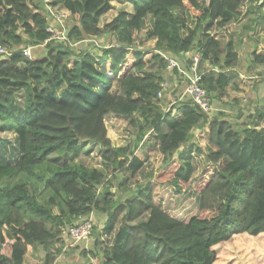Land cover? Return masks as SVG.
Masks as SVG:
<instances>
[{
	"label": "trees",
	"instance_id": "16d2710c",
	"mask_svg": "<svg viewBox=\"0 0 264 264\" xmlns=\"http://www.w3.org/2000/svg\"><path fill=\"white\" fill-rule=\"evenodd\" d=\"M112 1L56 0L53 4L78 23L66 39L53 40L47 28L57 21L44 0H0V45L12 52L0 55V132L17 135L19 153L13 163L0 157V264H24L30 248L40 246L47 252L44 264H54L62 231L94 212L107 216L104 233H115L113 244L103 249V264H215L216 246L236 235L264 233V109L235 128L227 119L210 118L191 99L163 111L158 97L167 69L163 53L185 57L195 47L200 63L212 65L201 74L202 86L210 98L224 97L239 76L240 58L233 41L224 44L211 31L239 21L246 1L254 2L246 13L253 29L264 31V4L129 0L134 12L121 11L100 28ZM146 20L151 24L147 37L155 40L152 56L159 63L155 72L145 70L146 51L133 44V32ZM106 33L115 36V44L99 54H76L68 44ZM24 44H44L48 53L29 58L15 50ZM252 65L263 66L264 54L253 52ZM111 113L152 129L166 159L156 180L140 184L123 202L108 185V171H122L125 186L144 162L129 147L112 145L106 126ZM206 125V158L215 168L196 203L214 214L186 221L163 207L156 187L178 188L191 180L190 142ZM89 143L103 149L105 169L78 162Z\"/></svg>",
	"mask_w": 264,
	"mask_h": 264
},
{
	"label": "rangeland",
	"instance_id": "374dc122",
	"mask_svg": "<svg viewBox=\"0 0 264 264\" xmlns=\"http://www.w3.org/2000/svg\"><path fill=\"white\" fill-rule=\"evenodd\" d=\"M200 1L207 2L208 0ZM257 1L264 4V0ZM111 4V10L101 16L99 20L100 28H105L121 11L134 12L132 2L129 0H113ZM251 5H254V2L246 1L241 6L244 16L239 21L232 22L225 28H215L211 31V35L220 39L224 44L230 40L233 41L239 54L240 64L238 66L239 76L227 88L225 96L220 99L210 98L211 110L208 115L212 119H227L235 128H241L251 122V116L257 109H264V65L261 67L252 65L253 52L264 54V31L262 27H258L255 31L254 25L251 24V17L246 16ZM176 14L180 18L184 17L180 10H177ZM77 23L73 16L66 14V18H64L66 34ZM150 26V20H146L141 30L133 32V44L146 51L145 70L155 72L159 68V63L152 56L156 53L154 50L155 40L147 37ZM68 44L76 54L84 50L99 54L102 48L115 44V36L106 33L102 36H87L83 40L73 38L69 40ZM20 49H24L23 45L15 48V50ZM198 51L195 47L185 57H177L170 53H163V55L178 60L188 70L191 58ZM47 53L48 50L44 44L36 45L33 49V59L45 57ZM211 69L212 65L209 62H202L198 65L200 73L211 71ZM165 70L163 81L165 87L162 89L159 105L163 111H169L176 103L189 100V96L185 93L187 78L178 71ZM113 85L114 91L118 90L117 82ZM20 101H23V97H20ZM173 113L179 117L176 111ZM106 126L114 147H129L144 162L138 174L128 180L125 186L122 184L124 177L122 171L114 173L112 168L108 171L110 174L108 185L115 193V199L123 202L140 184L146 183L150 178L156 180L166 159L160 150L155 132L149 128L142 129L141 122L132 124L129 118L111 113L106 116ZM0 138L4 140L0 142V157L12 163L16 162L19 157L17 135L13 132H0ZM208 143L209 126L206 125L195 130L190 142L194 148L191 156L194 173L191 180L187 183L181 182L178 188L170 185H157L156 187V194L164 198L163 207L171 215L186 221L193 215L211 217L214 214L200 210L196 203L199 201V191L211 178L215 168L206 158L205 147ZM85 149L77 159L78 162L90 168L105 169L104 152L101 146L89 143ZM177 157L178 154H175L174 158L177 159ZM32 191L34 190L32 189ZM38 191L41 193L42 187H39ZM88 218L94 224L90 239L86 242L73 243L64 238V242L60 246L61 253L57 255L54 264H103V249L113 244L115 233H104L106 215L94 212ZM97 240L99 241L98 245H96ZM214 249L216 251L215 264H264V233L256 237L247 234L236 235ZM46 253L42 246L38 247L36 251L30 248L25 256L24 264H44Z\"/></svg>",
	"mask_w": 264,
	"mask_h": 264
},
{
	"label": "built area",
	"instance_id": "2783aa9c",
	"mask_svg": "<svg viewBox=\"0 0 264 264\" xmlns=\"http://www.w3.org/2000/svg\"><path fill=\"white\" fill-rule=\"evenodd\" d=\"M45 5L49 13L56 19L57 23L51 22L47 28L50 33V39L53 40H64L67 38L65 28H64V18H66V13L57 8L53 3L56 0H44ZM34 47L28 46L21 49V52L29 58H33ZM12 52L7 48L0 45V55L9 56ZM167 60V69L171 72L178 71L180 74L187 78V87L185 93L189 96V99L193 103L197 104L206 113L211 110V101L206 89L202 86V73L198 70V65L201 61V55L199 52L191 58V63L188 65V70L185 69L178 60L164 55ZM162 89H164L165 84H162ZM162 96V90L158 93V97ZM94 229V224L88 217L81 218L79 221L73 223L71 226L65 228L62 232L65 238L73 243L86 242L90 239Z\"/></svg>",
	"mask_w": 264,
	"mask_h": 264
},
{
	"label": "crops",
	"instance_id": "0c3cea01",
	"mask_svg": "<svg viewBox=\"0 0 264 264\" xmlns=\"http://www.w3.org/2000/svg\"><path fill=\"white\" fill-rule=\"evenodd\" d=\"M258 67H261V66H258ZM25 263V262H24Z\"/></svg>",
	"mask_w": 264,
	"mask_h": 264
}]
</instances>
